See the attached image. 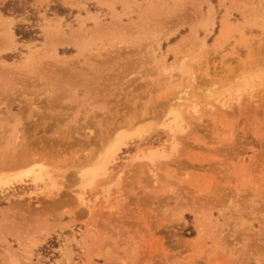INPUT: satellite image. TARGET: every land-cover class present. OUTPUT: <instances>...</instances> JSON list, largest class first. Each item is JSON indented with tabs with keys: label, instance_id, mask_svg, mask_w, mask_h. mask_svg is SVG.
<instances>
[{
	"label": "rangeland",
	"instance_id": "rangeland-1",
	"mask_svg": "<svg viewBox=\"0 0 264 264\" xmlns=\"http://www.w3.org/2000/svg\"><path fill=\"white\" fill-rule=\"evenodd\" d=\"M121 135L106 174L78 178ZM15 153L37 164L0 178L46 181L0 188V264H264V0H0Z\"/></svg>",
	"mask_w": 264,
	"mask_h": 264
},
{
	"label": "bare ground",
	"instance_id": "bare-ground-1",
	"mask_svg": "<svg viewBox=\"0 0 264 264\" xmlns=\"http://www.w3.org/2000/svg\"><path fill=\"white\" fill-rule=\"evenodd\" d=\"M4 19V18H3ZM3 27H5V26H3ZM5 29H7V28H5ZM9 30H10V28H9ZM11 31V30H10ZM108 32V31H107ZM74 33V32H73ZM8 37H10L9 35H8ZM11 38H12V36H11ZM62 39V38H61ZM13 40H14V38H13ZM12 40V41H13ZM4 41V42H3ZM56 41V40H55ZM61 41V40H60ZM67 41V40H66ZM2 42L5 44L6 42H5V40H2ZM13 44H15L14 42H12ZM65 43V45L67 44H69V43H66L65 41H63V43L62 44H64ZM83 44V43H82ZM81 44V45H82ZM16 45V44H15ZM15 45H9L10 47L12 46L13 48H16V46ZM84 45V44H83ZM15 46V47H14ZM9 47V48H10ZM83 48V47H82ZM79 50H80V48H79ZM58 55V54H57ZM90 69V68H89ZM89 74V73H88ZM90 75V74H89ZM58 85V84H57ZM57 85H55L54 87H55V90H57L56 88H57ZM59 86V85H58ZM60 87V86H59ZM51 90H52V88H51ZM54 90V91H55ZM64 92V91H63ZM67 93H68V91H67ZM56 94H57V91H56ZM56 94H55V97H56ZM59 95H62L61 93L59 94ZM58 95V96H59ZM57 98V97H56ZM48 100H50V99H48ZM58 99H56V101H57ZM53 101V100H52ZM49 101H47V103H48ZM50 103V102H49ZM48 103V104H49ZM57 103V102H56ZM47 104V105H48ZM51 104V103H50ZM134 104V103H133ZM33 105H34V103H33ZM52 105V104H51ZM130 105V104H129ZM225 105V104H224ZM28 106V105H27ZM49 106V105H48ZM29 107V106H28ZM32 107V105L29 107V108H31ZM37 107V106H36ZM39 107V106H38ZM51 107V106H50ZM50 107H48V108H50ZM55 107V106H54ZM223 107H225V106H223ZM44 108V107H43ZM46 108V107H45ZM53 108V107H52ZM51 108V109H52ZM227 108V107H226ZM225 108V110L228 112L227 114H229V111L227 110ZM39 109H40V107H39ZM40 110H42V109H40ZM39 110V111H40ZM224 110V109H223ZM51 111V110H50ZM225 111V112H226ZM97 113V112H96ZM95 113V114H96ZM171 113V112H170ZM12 114H14V113H12ZM20 115V114H19ZM97 115V114H96ZM96 115H93V116H95L96 117ZM128 115V114H127ZM127 115H126V117H127ZM160 114H158V116H159ZM17 116H18V114H17ZM53 116H51L50 115V117L49 118H52ZM177 117V116H176ZM175 117V118H176ZM18 118H19V116H18ZM54 118V117H53ZM52 118V119H53ZM129 118V117H128ZM173 118V117H172ZM178 118V117H177ZM94 119V118H93ZM172 120H174V119H172ZM177 120V119H176ZM15 121H19L18 119H16ZM21 121V120H20ZM165 121V120H164ZM167 121V120H166ZM55 122H57V125H58V121L56 120ZM168 122H170V121H168ZM24 124V123H23ZM20 125V124H19ZM22 127H24V125H22V123H21V129H22ZM114 127V126H113ZM112 127V128H113ZM139 127V126H138ZM185 127V126H184ZM189 127H190V125H189ZM123 128H125V127H123ZM26 129V128H25ZM119 129H120V127H119ZM23 130H24V128H23ZM23 130H22V132H21V136H23L22 134H23ZM118 130V129H117ZM129 130V129H128ZM166 130V129H165ZM171 130V133L172 134H170L171 135V139H172V142L170 141V142H168V143H170V145H171V148L172 149H174L175 150V147H176V144H175V141H176V137H179L178 135H176V137H175V133H174V131H173V129L171 128L170 129ZM184 130V129H183ZM190 130V129H189ZM189 130H187V131H189ZM144 131H145V128H144ZM181 131H182V129H181ZM181 131H180V133H181ZM25 132V131H24ZM60 132V131H59ZM167 132V131H166ZM178 132V131H177ZM183 132V131H182ZM192 133L194 132V131H191ZM190 132V133H191ZM20 133V132H19ZM111 133H112V131H111ZM184 133V132H183ZM189 133V132H188ZM191 133V134H192ZM115 134V133H114ZM107 135H109V133L107 134ZM113 135V134H112ZM169 135V136H170ZM189 135V134H188ZM187 135V136H188ZM19 136H20V134H19ZM18 136V137H19ZM184 136H186V135H184ZM18 137H16V139L18 138ZM56 137V136H55ZM116 137V136H115ZM144 137V136H143ZM190 137V136H189ZM21 138V137H20ZM58 138V137H57ZM89 138V137H88ZM59 139V138H58ZM90 139V138H89ZM128 139H130L128 142H127V140ZM110 140V139H109ZM117 141H115V144L112 146V147H110V148H108V149H103V150H105V152H104V154H103V156H101V152H100V154H96L97 155V157H100V159L98 160V162H97V160H96V162H94V160H91L92 159V157H89V155H86L85 156V158L84 157H82V158H84V159H82V160H80L81 162H84V161H93L94 163H96L95 165L93 164V167L91 166V164L90 163H87V164H89L90 165V169L89 170H87L86 172H78L79 174H80V176L78 177V178H82V180L83 179H89L90 181H92L90 178L91 177H95L94 175L97 173V171H100V170H102V171H104V175L106 174V171L109 169V167H111V166H113L114 164H115V162H116V160H117V156H119V154H121L122 152H123V150L124 149H128L129 147V142L130 141H133L134 139L133 138H129L127 135H121V137L120 138H118V136H117V139H116ZM184 140V139H183ZM19 141H22V138L19 140ZM18 141V142H19ZM106 141V139L105 140H103V142H105ZM113 141V140H112ZM23 142V141H22ZM111 142V141H110ZM106 143H108V142H106ZM112 143V142H111ZM16 144V143H15ZM100 144H103V143H100ZM105 144V143H104ZM165 144H167V143H165ZM178 144V143H177ZM180 144V143H179ZM19 145V143L17 144V146ZM169 144H167V146H168ZM105 146H106V144H105ZM19 147V146H18ZM100 148L102 149V148H104V147H101L100 146ZM106 148V147H105ZM165 148V147H164ZM176 148H178L179 149V147H176ZM26 149V148H25ZM25 149H23L24 151H25ZM28 149V148H27ZM38 149V148H37ZM177 149V150H178ZM147 150V149H146ZM167 150H170V149H167ZM37 151V150H36ZM39 151V150H38ZM180 151V150H179ZM140 151H138L137 152V154L139 153ZM33 153H35V152H33ZM39 153V152H38ZM165 153H166V151L163 149V151H162V149H159L158 147H155V148H149L148 149V151H145L144 153H143V155L142 156H139V155H137V156H139V157H141L140 159H143V160H148L152 165H154L155 163V161H156V159L158 158V157H164L165 156ZM167 153H169V152H167ZM16 154L17 153H15L14 155H12V156H8V158H2V159H0V171L1 172H3L2 170H8V169H11V168H17V167H24V165L25 164H27V163H29V162H33V163H36V159L34 158V156H32L31 155V157H28L27 156V154L26 155H21V153H19V156H16ZM36 154V153H35ZM40 154V153H39ZM140 154H141V152H140ZM173 154H174V156H176L177 154H175L174 152H173ZM95 155V156H96ZM92 156V155H91ZM136 156V157H137ZM138 157V158H139ZM38 158V157H37ZM45 158V157H44ZM171 158V157H170ZM169 158V159H170ZM41 159V158H40ZM46 159H47V157H46ZM50 159V158H49ZM97 159V158H96ZM137 159V158H136ZM173 159V158H172ZM48 160V159H47ZM42 161H43V163H44V159H42ZM164 161V160H163ZM156 162H158V159H157V161ZM160 162V161H159ZM171 162V161H170ZM42 163V164H43ZM164 163V162H163ZM166 163H168V162H166ZM37 164V163H36ZM39 164V163H38ZM170 164V163H169ZM35 165V164H34ZM81 165V164H80ZM151 165V166H152ZM39 166V165H38ZM38 166H36V167H38ZM151 166H150V168H151ZM166 166V165H165ZM87 167H89V166H87ZM163 168L161 167V170H162ZM154 170V169H153ZM40 173H39V172ZM38 171L36 170H29L27 173L25 172V173H20V174H16L15 173V175H13L12 176V178L11 179H7V178H0V188H4V187H7V186H9V185H11V184H14V183H17V182H22V181H24L25 180V178H29L30 177V175H31V173L32 174H36L37 176H34L35 177V179H34V177H33V183L36 185L37 184V182L40 180V181H42L43 182V184H44V182L46 181H44V179H45V177H44V179H43V177H41V174H42V172L43 171H45L42 167H40L39 166V168H38ZM151 171V170H150ZM158 171V170H157ZM153 173V172H152ZM44 174V173H43ZM49 174V173H48ZM97 174H100V173H97ZM47 175V174H46ZM152 175H155V174H151V176ZM45 176V175H44ZM50 176V175H49ZM156 176V175H155ZM4 177V176H3ZM98 177V176H97ZM51 178V177H50ZM50 178H48L47 177V179H50ZM155 178V177H154ZM153 178V179H154ZM108 179V178H107ZM113 179V181H115L114 180V178H112ZM111 180V179H110ZM119 180V179H118ZM87 181V180H86ZM158 181V180H157ZM156 181V182H157ZM85 182V181H84ZM89 181H87V183H88ZM110 182H112V181H110ZM32 183V184H33ZM53 183H55V184H57L58 186L56 187V189H58V192L59 193H57V194H62V191L65 189V185H63L62 183L63 182H53ZM86 183V182H85ZM158 183V182H157ZM19 184V183H18ZM33 184V185H34ZM49 184H51V183H49ZM49 184L47 185V186H49ZM55 184H53V185H55ZM103 184V183H102ZM45 185H46V183H45ZM52 185V184H51ZM101 187L103 186V185H100ZM110 186V185H109ZM2 190V189H1ZM55 190V189H54ZM66 194V193H65ZM56 197V196H55ZM79 198V202H80V204H82L83 203V198L82 197H78ZM58 199H61V198H58ZM58 199H57V201H58ZM71 200H72V198H70ZM70 199H67L68 201L70 200ZM66 200V201H67ZM77 200V199H76ZM64 201V200H63ZM63 201H61V202H63ZM59 202V201H58ZM77 202H78V200H77ZM4 237H5V233H4ZM3 237V238H4ZM2 238V239H3Z\"/></svg>",
	"mask_w": 264,
	"mask_h": 264
}]
</instances>
